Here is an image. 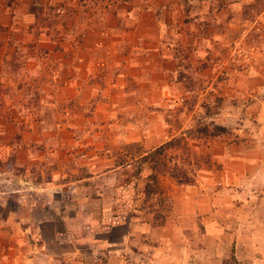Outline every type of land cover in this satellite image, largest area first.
Returning <instances> with one entry per match:
<instances>
[{
    "label": "rangeland",
    "instance_id": "obj_1",
    "mask_svg": "<svg viewBox=\"0 0 264 264\" xmlns=\"http://www.w3.org/2000/svg\"><path fill=\"white\" fill-rule=\"evenodd\" d=\"M88 33L133 40L162 36L167 50L178 56V69L171 80L175 84L165 89L164 104L147 105L144 115L137 110L144 107L136 105L103 127V120L95 122L94 132H64L71 128L66 121L77 124L78 114L91 116L96 102L106 98L96 90L97 95H87L88 100L80 104L74 81L81 75L69 74L71 82L65 86V75L56 68L61 43L76 44ZM261 52L264 0H0V192L7 198L2 202L4 212L20 208V219L43 220L47 208L39 206L47 202V193H54L46 203L53 213L65 209L71 214L77 206L83 212L95 211L86 222L94 233L80 232L79 245L84 257L100 259L104 249L94 238L116 240L123 232L116 228L105 233L117 223L113 221H124L121 216L130 214L162 224L171 214L172 196L187 186L194 199L203 193L211 195L219 208L215 216L233 223L242 202L237 197L241 182L235 183L237 149L252 146L258 137L264 145V128L257 132L253 110L247 109L251 108V91L245 86L251 84L245 81V90H241L242 82L237 80L248 75ZM103 55L108 57L110 50ZM91 75L98 80L101 74ZM119 92H109L116 106ZM157 111L164 132H140L145 127L157 129ZM146 114L147 120L143 118ZM126 124L137 132H123ZM171 140L177 142L159 158L168 170L174 165L184 168L188 182L180 183L165 172L159 175L156 190L146 195V185L153 183L148 180L152 169L142 157ZM257 171L250 167L246 175L252 177ZM97 174L93 181L77 183L71 190L68 185L51 184L46 185L48 190L25 189L30 199L37 198L30 212L10 196L16 185L29 188L52 177L63 182ZM251 186L242 188L248 192ZM71 196L79 201H71ZM244 210L262 223V210L250 206ZM43 226L50 250L59 251L51 228L58 229L60 223ZM228 230L221 238L227 249L237 250L245 264H264L263 225L241 233L231 226ZM69 246L62 242L63 249Z\"/></svg>",
    "mask_w": 264,
    "mask_h": 264
},
{
    "label": "crops",
    "instance_id": "obj_2",
    "mask_svg": "<svg viewBox=\"0 0 264 264\" xmlns=\"http://www.w3.org/2000/svg\"><path fill=\"white\" fill-rule=\"evenodd\" d=\"M161 37L152 36L146 39L143 36H137L133 40L124 36L102 38L97 33H88L76 44L61 43V50L58 53L59 63L56 68L65 75L63 77L65 86L71 82L67 79L69 74H75L77 78L81 75L74 81L75 86L80 90V104L88 100L87 95L90 97L97 95L96 90H100L102 96H106L104 100L100 99L96 102L91 116L78 114L80 120L76 121L77 124L75 122L69 124L66 121L65 124L71 125V128L64 132H94L95 122L99 123L103 120V127L108 120L116 119L119 112L128 113L136 105L144 107L143 111L137 109L144 115V111L147 112V105L164 104L165 89L175 84L171 80L178 69V56L167 50L165 40ZM106 49L110 50L108 57L103 55ZM255 59V66L251 68L248 75L239 77L237 82H242L241 90L244 89L245 81L251 84L245 86L251 91V95L249 94L251 100L248 103L251 108L247 109L253 110L250 111L255 119L257 132H262L264 128V52L259 53ZM95 72L101 74L97 76L98 80L95 79L96 76L91 75ZM112 90L120 91L117 93L118 107L114 104L115 98H110L109 92ZM156 114L159 116L157 129L145 127L140 132H164L163 119L160 118L159 111ZM147 117L149 114L143 116L146 120ZM123 132H137V130L127 125ZM262 140L258 137L257 143L252 146L244 145L237 149L239 168L236 170L235 183L238 185L241 182V193L239 192L237 197L242 202L236 207L239 216L233 223L219 220L215 216L219 208H216L211 195L203 193L194 199L191 195V186H187L172 196L171 214L162 224H154L150 218L130 214L121 216L124 221L120 222L121 219L113 221L117 223L107 227L105 233L116 228L123 229L118 239L95 237L93 240L95 243L100 242V247L104 249L102 259L95 256L84 257L79 245L82 242L80 232L89 235L94 233L86 222L96 213L95 211L83 212L77 206L71 214L65 212V209L53 213L46 203L50 202L48 198L54 193H47L49 196L47 202L45 199L43 206H39L47 208L43 220L33 221L26 218L22 220L19 216L20 208L4 212L2 202L7 198L0 192V264H221L232 254L221 239L222 233L229 231L230 226L240 233L250 231L257 225L264 227V218L261 224L256 223V220L249 218L244 210L247 206L257 212L262 210L261 216L264 217V145L259 142ZM250 167L258 170L253 172L252 177L246 175ZM98 176L97 174L63 182H58L57 178L52 177L44 183L33 184L34 187L29 188L28 186L20 188L16 185L17 188L11 190L10 196L19 206L27 207L30 212L37 206V198L30 199L27 196L28 193H23L25 189L48 190L47 186L51 184L53 186L68 185L71 190L77 186V183L89 179L93 181ZM249 184L252 185L251 189L245 192L242 187ZM24 185H28V182H24ZM73 198L79 201L73 196L70 197L71 201L74 200ZM29 199L31 202L25 201ZM191 200L197 203L196 206L191 203ZM52 221L60 223L58 229L51 228L60 248L55 252L50 250L43 233L45 232L43 225ZM80 222L84 224L79 227L76 224ZM88 239L92 238L88 237ZM62 242L70 243L69 248L72 249H63ZM234 255L241 264H245L237 250Z\"/></svg>",
    "mask_w": 264,
    "mask_h": 264
},
{
    "label": "trees",
    "instance_id": "obj_3",
    "mask_svg": "<svg viewBox=\"0 0 264 264\" xmlns=\"http://www.w3.org/2000/svg\"><path fill=\"white\" fill-rule=\"evenodd\" d=\"M177 141L176 140H171L163 145L158 146L154 150H152L149 154L145 155L142 157L141 161H146V159L149 160L151 163V169L152 173L148 175V180H152V186L149 184L146 185L145 187V194H149L150 192H153L156 190L158 186V177L159 175L163 173H169L172 176H175L180 183H186L188 182V179L186 177L187 171L184 168H181L180 166L177 167L176 165L171 168V170H168V166L166 167V164L164 163L163 160L159 158L160 154L168 148L171 147L173 144H175ZM183 178V181H182ZM221 264H241L237 258L235 257L234 253L230 255L229 258L225 259L222 261Z\"/></svg>",
    "mask_w": 264,
    "mask_h": 264
}]
</instances>
